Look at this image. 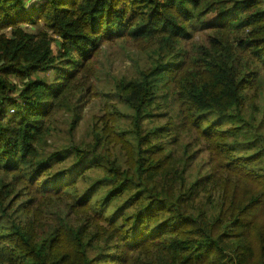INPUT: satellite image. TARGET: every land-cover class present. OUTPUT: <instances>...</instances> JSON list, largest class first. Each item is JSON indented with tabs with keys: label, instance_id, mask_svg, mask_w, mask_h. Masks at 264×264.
Here are the masks:
<instances>
[{
	"label": "trees",
	"instance_id": "obj_1",
	"mask_svg": "<svg viewBox=\"0 0 264 264\" xmlns=\"http://www.w3.org/2000/svg\"><path fill=\"white\" fill-rule=\"evenodd\" d=\"M263 1L0 0V264H264ZM113 41L156 58L115 84L129 125L108 106L55 172Z\"/></svg>",
	"mask_w": 264,
	"mask_h": 264
},
{
	"label": "rangeland",
	"instance_id": "obj_2",
	"mask_svg": "<svg viewBox=\"0 0 264 264\" xmlns=\"http://www.w3.org/2000/svg\"><path fill=\"white\" fill-rule=\"evenodd\" d=\"M53 46L55 48L56 43ZM99 48V67L96 72V78L94 79L97 96L90 99L85 93L78 94L69 110L61 111L57 114L52 124L48 145L44 148V155L46 157H49L51 154L57 156L56 158H52L53 171H66L67 173L65 175L67 176L68 172L71 171L70 175H76V170H79L75 166L76 158L74 156V147L91 141L92 126L95 123V118L102 117L108 106L111 113L113 112V107H116L115 110L125 116L121 120L120 127L129 125L131 111L120 102L115 94V84L122 78H140L141 71L151 67L156 59L153 58V53L137 50L124 44L122 41L102 43ZM53 50L56 51V49ZM260 81H262V87L264 89V73L261 75ZM257 105L259 106V112L254 115V125H260V128L264 129V116L262 114L264 92L258 99ZM249 112H244L247 118L250 116L248 115ZM10 114H12L11 111L9 112ZM74 114H78V120L76 122L74 120ZM73 122H75L74 127L71 126ZM58 159H60L59 163H57ZM79 172L80 178L86 173V170H79ZM91 172L93 171H88V173ZM93 174L94 176L98 175L96 171ZM82 186L80 183L79 188Z\"/></svg>",
	"mask_w": 264,
	"mask_h": 264
}]
</instances>
